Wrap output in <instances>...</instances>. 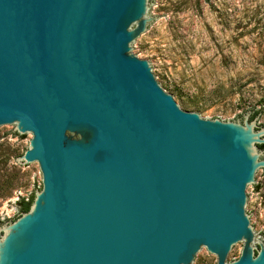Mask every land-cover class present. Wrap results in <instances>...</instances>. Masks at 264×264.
Instances as JSON below:
<instances>
[{
	"label": "water",
	"instance_id": "1",
	"mask_svg": "<svg viewBox=\"0 0 264 264\" xmlns=\"http://www.w3.org/2000/svg\"><path fill=\"white\" fill-rule=\"evenodd\" d=\"M153 1L0 0V133H31L19 162L42 174L0 264H264L247 216L264 130L161 89L132 55Z\"/></svg>",
	"mask_w": 264,
	"mask_h": 264
},
{
	"label": "rangeland",
	"instance_id": "2",
	"mask_svg": "<svg viewBox=\"0 0 264 264\" xmlns=\"http://www.w3.org/2000/svg\"><path fill=\"white\" fill-rule=\"evenodd\" d=\"M145 28L149 36L132 55L148 63L181 110L264 130V0H154ZM31 139L17 128L0 133V230L19 218L18 202L42 189L39 166L19 162ZM262 170L247 212L256 244L264 239Z\"/></svg>",
	"mask_w": 264,
	"mask_h": 264
},
{
	"label": "trees",
	"instance_id": "3",
	"mask_svg": "<svg viewBox=\"0 0 264 264\" xmlns=\"http://www.w3.org/2000/svg\"><path fill=\"white\" fill-rule=\"evenodd\" d=\"M257 114H258V112L255 113V115H257ZM15 135L17 136L18 134L16 133ZM258 148L264 150V145H260V146H258ZM33 199H34V196L31 197L28 202H25L24 200H21L20 202H18L19 214L27 213L29 211L30 206L33 202Z\"/></svg>",
	"mask_w": 264,
	"mask_h": 264
},
{
	"label": "built area",
	"instance_id": "4",
	"mask_svg": "<svg viewBox=\"0 0 264 264\" xmlns=\"http://www.w3.org/2000/svg\"><path fill=\"white\" fill-rule=\"evenodd\" d=\"M26 202H28V200H26Z\"/></svg>",
	"mask_w": 264,
	"mask_h": 264
}]
</instances>
